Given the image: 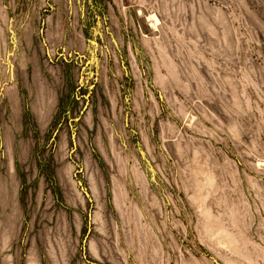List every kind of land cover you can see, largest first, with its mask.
Here are the masks:
<instances>
[{
    "label": "rangeland",
    "instance_id": "374dc122",
    "mask_svg": "<svg viewBox=\"0 0 264 264\" xmlns=\"http://www.w3.org/2000/svg\"><path fill=\"white\" fill-rule=\"evenodd\" d=\"M0 264H264V0H0Z\"/></svg>",
    "mask_w": 264,
    "mask_h": 264
}]
</instances>
